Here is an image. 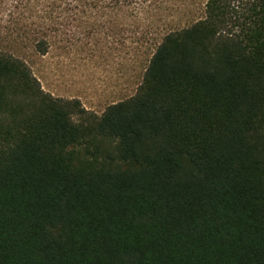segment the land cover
<instances>
[{
  "label": "trees",
  "instance_id": "1",
  "mask_svg": "<svg viewBox=\"0 0 264 264\" xmlns=\"http://www.w3.org/2000/svg\"><path fill=\"white\" fill-rule=\"evenodd\" d=\"M153 6L45 10L57 31ZM0 264H264V0H206L101 115L0 52Z\"/></svg>",
  "mask_w": 264,
  "mask_h": 264
},
{
  "label": "rangeland",
  "instance_id": "2",
  "mask_svg": "<svg viewBox=\"0 0 264 264\" xmlns=\"http://www.w3.org/2000/svg\"><path fill=\"white\" fill-rule=\"evenodd\" d=\"M145 1H156L157 7L133 16L84 17L55 31L45 10L50 0H0V52L24 61L53 97L78 99L101 115L136 93L164 34L203 17L206 2ZM51 16L58 20L54 23L62 22L58 11ZM40 40L49 44L44 55L35 49Z\"/></svg>",
  "mask_w": 264,
  "mask_h": 264
}]
</instances>
